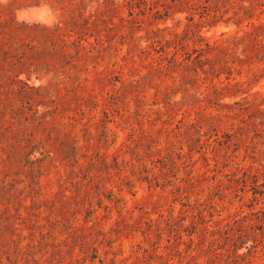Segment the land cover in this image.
<instances>
[{"label": "rangeland", "instance_id": "obj_1", "mask_svg": "<svg viewBox=\"0 0 264 264\" xmlns=\"http://www.w3.org/2000/svg\"><path fill=\"white\" fill-rule=\"evenodd\" d=\"M242 1L0 0L56 65L0 59V264H264V49L189 78Z\"/></svg>", "mask_w": 264, "mask_h": 264}, {"label": "trees", "instance_id": "obj_2", "mask_svg": "<svg viewBox=\"0 0 264 264\" xmlns=\"http://www.w3.org/2000/svg\"><path fill=\"white\" fill-rule=\"evenodd\" d=\"M245 1L246 0L240 2L239 5L232 10L233 14H231V16H228L226 19L227 21L232 19L233 22L237 25H240L245 19H248L247 25H249L250 28L242 30V34H239L238 30L228 39L227 44H211L210 42H207L206 49H208L207 52L209 53V56H211H205V58H196L195 65L193 67V73H191V76L189 78L192 82L191 84L195 87L194 93L197 98H199V95L203 94L202 91L198 89L200 87L198 80L201 73H204L205 76L216 77L220 82H222L220 78L221 74L226 73L225 79L227 80V82L223 86L225 88H230V86L237 85L242 82L241 78H237V76H235L234 71H236L237 75H240L242 71L240 70L241 66L245 61H248L247 59L251 56V53L249 52V49H247V44L245 42L247 39L251 37L250 39L255 40L256 46L253 47V50H255V48H258V44H260V46L264 49V20L254 21L252 19L253 12L250 11V9L244 4ZM227 11H229V8L227 9ZM71 18L74 22H76V15H72ZM58 28H60V25L55 29ZM21 30L26 32V34H18ZM33 31H41L44 34H50L54 31V29H51L47 25L39 24V22L30 23L23 21L21 23H17L11 17H2V13H0V59L13 56L15 57L16 61L21 62V57L26 56L28 59L25 62H21V64L27 65V68L24 69H26L28 73L34 70L35 67L39 65H48L51 67H55L56 65H54V60L48 59L41 51H35L36 55L41 54V56L34 57L32 47L34 45L35 36L32 33ZM215 50L217 52H221V55L219 57L217 56V52H214ZM61 53L66 54L64 51ZM254 53L258 56V52L256 50ZM46 54H48V52H46ZM30 55L31 58L29 57ZM217 58L220 60L215 61ZM34 59H41V61H39L38 63H33L32 60ZM260 59H264V53L262 54ZM16 61H13V59H11L9 62L11 65H13ZM10 71L11 73H13L12 75L10 72H8V70H4L1 75L5 74V76H7L8 78L10 76H13L11 77V79H16V81L19 82V88H38L35 84H31L29 82V74L26 75L25 79H22L20 78L22 70H17L15 72H13L12 70ZM3 79L4 78H2V80ZM217 92V103H222L224 105L229 104L227 102H222L221 99L223 96L230 95L231 93L228 92L229 94H224L223 92H220V90H218Z\"/></svg>", "mask_w": 264, "mask_h": 264}]
</instances>
